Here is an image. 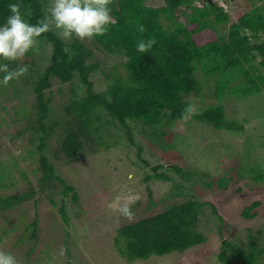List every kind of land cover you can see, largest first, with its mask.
<instances>
[{
	"label": "rangeland",
	"instance_id": "obj_1",
	"mask_svg": "<svg viewBox=\"0 0 264 264\" xmlns=\"http://www.w3.org/2000/svg\"><path fill=\"white\" fill-rule=\"evenodd\" d=\"M42 2L46 12L51 0ZM219 2L234 21L239 12L249 10L245 0ZM147 4L159 6L164 0H147ZM183 11L185 9L178 14L180 22L187 21ZM162 21L168 24L164 18ZM223 28L227 30L229 24ZM83 42L94 52L91 61L98 64L91 75L97 91L105 92L116 79L127 78L126 56L105 51L94 39ZM52 51L51 42L40 38L38 51H30L22 61H15L17 66L26 64L30 68L28 73L6 87L0 85V196L19 194L29 187H34L36 192L14 209H0V248L12 252L20 264H223L215 257L221 251L223 235L243 247L254 242L264 249V178L260 181L252 178L258 169L264 176V92L241 96L236 93L242 84L241 78L234 77L226 84L229 76L206 73L199 65L197 76L202 84L201 91L188 97L194 108L204 110L222 105L226 109L227 122L240 123L243 129H217L188 116L162 125L161 129L166 132L159 139L161 137L152 135L153 129L140 120H128V126L114 121V125L104 129L96 122L98 131L92 133L91 140L76 159L70 160L60 149L59 142L66 118L64 108L70 99L77 97L74 91L85 94L86 86L79 77L68 83L53 80L52 86L46 89L51 112L45 123L50 137L43 154L55 166V175L50 185L42 188L43 172L37 149L40 141L35 137L37 95L33 91V81L49 64ZM13 62L0 61L15 68ZM26 76L31 79L25 81ZM221 85L225 86L224 92L219 89ZM103 113L102 124L109 120L107 112ZM55 122L53 131L50 126ZM127 127L133 132L132 141ZM172 163L191 172V177L167 169ZM238 164L242 169L256 165L253 175H243L240 181L230 179L224 187L216 182L211 188L206 185V180L227 178ZM158 165L163 167L155 169ZM162 171L173 180L147 179ZM56 176L74 186L78 200L73 198L72 192L65 194V186ZM174 185L182 186L181 199L189 195L218 201L219 212L227 221L219 219L211 207L205 206L199 222L200 230L207 235L205 243L184 253L129 261L118 251L121 245L117 243L118 230L173 203L170 195ZM150 200L155 204L151 206ZM254 201L260 202L253 208L259 214L243 219L241 208ZM125 205L134 213L132 220L119 212ZM61 207L69 216L68 223L64 221ZM33 221L38 222L37 241L31 238V231L20 239L26 225ZM31 248L33 250L29 251ZM259 262L264 264V255Z\"/></svg>",
	"mask_w": 264,
	"mask_h": 264
},
{
	"label": "trees",
	"instance_id": "obj_2",
	"mask_svg": "<svg viewBox=\"0 0 264 264\" xmlns=\"http://www.w3.org/2000/svg\"><path fill=\"white\" fill-rule=\"evenodd\" d=\"M219 1L164 0V4L152 6L147 4V0H114L110 7L117 23L109 26L106 35L97 36L94 40L105 51L127 57V78L116 79L105 92H99L94 87L91 75L98 64L91 61L94 52L87 44L78 38L66 42L54 30L40 37L49 40L53 46L49 64L38 79L33 81V91L37 95L35 107L38 127L35 137L40 141L37 149L43 172L40 178L42 188L50 185V180L55 175V166L43 154L46 140L50 137L49 127L45 123L51 112L46 89L52 86L53 80L68 83L79 77L86 86L85 94L79 95L74 91L77 97L70 99L64 108L66 118L61 127L63 134L59 136V142L60 149L70 160L76 159L83 146L91 140L92 133L98 131V127L104 129L108 125H114V121L128 126V120H140L144 126L153 129L152 135L162 139L166 132L161 129L162 125L182 120V113L191 103L188 97L201 91L202 84L197 76L199 65L206 73L229 76L226 84L234 77L241 78L242 84L236 89V93L241 96L264 92V0H245L249 10L239 12L235 21ZM11 3L21 4L25 20L32 24L47 15L42 0H0V24L10 14L8 5ZM184 9L187 21L180 22L178 14ZM163 18L168 24L162 21ZM226 24H229V28L224 30ZM138 25H143L145 32L141 33ZM149 38H154L157 43L149 52L139 53L137 44L140 40ZM17 67L15 64V68ZM30 79V76H26L25 81ZM219 89L224 92L225 86L221 85ZM197 110V114L189 115L195 120L217 129H243L240 123L227 122L226 109L222 105ZM103 112H107L109 120L102 124L105 116ZM96 122L101 125L97 127ZM56 125V122L53 123L51 130L54 131ZM127 128L132 141L133 132L130 127ZM92 139L96 140L94 137ZM162 144L166 145L164 141ZM255 166L242 169L239 165L232 169L234 171L231 174L229 172L227 178L222 176L218 180H206L205 183L210 188L215 182L216 185L227 186L230 179L240 181L244 179L243 175H253ZM158 167L163 165L154 168ZM167 169L187 177L192 175L174 163ZM255 174L252 176L254 181L264 178L259 169ZM56 177L64 184L65 194L72 192L73 198L78 200L79 194L74 186L59 176ZM151 177L173 180L164 171L147 176V179ZM212 192L214 193V189ZM35 194L34 187H29L19 194L0 196V209H14ZM182 194V186L174 185L170 195L173 203L122 226L118 230L117 239V243L121 242L118 246L120 254L129 261H134L184 253L205 243L207 235L199 228L200 214L205 206L211 207L212 212L219 215V219L227 221L219 212L218 201L200 200L189 195L187 199H181ZM154 204V201L150 202L151 206ZM258 204L259 201H254L242 207V218H255L259 213L253 211V208ZM60 211L64 221L68 223L69 216L65 208L61 207ZM28 231H31V238L36 242L38 222L27 224L20 239ZM221 238V251L215 255L221 263L260 264L259 259L264 255V249L259 248L256 243L251 242L246 248L234 243L232 239H226L224 235Z\"/></svg>",
	"mask_w": 264,
	"mask_h": 264
},
{
	"label": "clouds",
	"instance_id": "obj_3",
	"mask_svg": "<svg viewBox=\"0 0 264 264\" xmlns=\"http://www.w3.org/2000/svg\"><path fill=\"white\" fill-rule=\"evenodd\" d=\"M113 3L114 0H51L46 7L47 15L36 24L25 20L21 4H9L10 14L0 24V61H22L30 51H38L40 37L53 30L64 41H71L74 37L82 41L92 40L106 35L109 26L117 23L110 7ZM138 30L145 32L143 25H138ZM156 43L154 38L142 39L137 44V51L141 54L149 52ZM28 70L26 64L10 68L8 63H0V73H3L0 85L8 86L13 80L25 76ZM197 111L190 103L182 118L187 119ZM119 212L129 220L133 219L134 213L129 205L119 208ZM0 264L20 262L12 252L0 248Z\"/></svg>",
	"mask_w": 264,
	"mask_h": 264
}]
</instances>
